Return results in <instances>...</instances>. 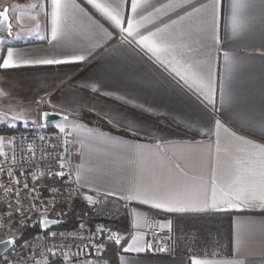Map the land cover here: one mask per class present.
<instances>
[{
  "label": "crops",
  "instance_id": "crops-1",
  "mask_svg": "<svg viewBox=\"0 0 264 264\" xmlns=\"http://www.w3.org/2000/svg\"><path fill=\"white\" fill-rule=\"evenodd\" d=\"M74 2L88 15L78 8L74 9L66 25L77 36L87 35L89 29L96 33L90 42L96 45L91 49L94 55L87 63L40 65L24 61L63 59L68 54L87 55V50L73 51L50 42V0H0V10L10 8L13 28L12 33L0 43V58H7V50L11 48L13 60L19 65L11 69L0 68V114L5 116L0 123L23 128L26 127L23 120L28 121L29 117L38 122L41 120L38 113L42 98L46 101L44 110L62 116L48 123L41 122L46 128H63L67 134L68 155L77 183L86 192L118 198L128 205L130 231L117 255V264H191L193 257L216 264L228 261L264 264V206H261L264 202L256 200L252 206L240 208H230L225 203L211 207L213 171L217 199L222 201L225 199L222 190L230 191L229 184L238 167L236 161L246 159L251 150L239 138L253 144L264 143L261 140L264 130L249 127L247 122L264 107V58L260 55L264 53V47H261L259 37L233 38L226 24L232 0H220L216 8L219 16L218 45L211 39L214 0H193L199 11L185 16L182 21L178 20L173 9L179 11L177 6L183 0H147L143 5L145 24L158 21L165 15L178 20L170 31H183L185 35L177 41L182 47L177 50L176 59L183 64L191 63L193 67L211 66L217 88L214 111L211 106L202 104L171 73L170 67L166 69L155 58L150 59L135 44L119 47L122 36L118 30L113 33L115 38L108 42V37L92 24L93 20L98 21L109 32L112 31L101 14L86 0ZM122 10L125 16L131 14V0H123ZM187 11L192 9L187 8ZM180 15L184 13L180 12ZM202 21H207V25L201 24ZM165 22L168 21L165 19ZM201 27L207 31L198 32ZM189 31L191 35L187 34ZM226 52L230 57H239L243 61L232 72V87L240 97L239 104L235 106L220 103V79L227 74ZM2 63L3 59H0ZM97 80H102L104 84L99 93L92 91V85ZM146 81L152 82V86H142V82ZM108 92L114 94L104 95ZM121 95L135 98L134 103L130 105L117 99ZM140 104H144L145 111H141ZM149 108L150 111H147ZM87 117L92 122L85 120ZM212 117L221 121V127L215 126ZM102 121L122 132L108 130ZM130 122L135 125L133 131L128 130ZM0 138L3 139L2 152L10 135H0ZM133 147L139 154L135 163L130 162L128 155ZM177 164L179 169L175 167ZM137 188L141 193L155 194L161 199L175 194L179 203L172 207L193 210L168 212L155 209L152 204L140 203L145 198L143 195L138 200H127L126 197L134 195ZM151 211L164 216L151 215ZM213 213L232 214L229 254L209 252L201 255L175 251L172 238L167 240L164 253L148 254L151 228L171 229L172 218ZM132 236H136L137 240L133 241ZM132 243L146 248V251L125 252L124 249ZM83 256L85 254L79 257ZM85 258L88 257L81 260Z\"/></svg>",
  "mask_w": 264,
  "mask_h": 264
},
{
  "label": "snow or ice",
  "instance_id": "snow-or-ice-1",
  "mask_svg": "<svg viewBox=\"0 0 264 264\" xmlns=\"http://www.w3.org/2000/svg\"><path fill=\"white\" fill-rule=\"evenodd\" d=\"M86 2L101 14L102 18L105 19V23H108L109 28L112 29V31L109 32L108 28H104L98 21H92V24L100 29L103 36L108 37V42L115 38L113 33L118 30V33L122 36V39L119 42V47L135 44L137 47L141 48L145 54H148L150 59L155 58V60L162 64L166 69L170 67L171 73L174 74L175 77L179 78V80L183 82V84L186 85L198 99L201 100L202 104L211 106V108L215 111V96L217 88L213 79L211 66L208 65L205 67L203 65H197L196 67H193L191 63L183 64L180 60L176 59L177 50L182 47L177 43V41L180 40L185 33L183 31H170L172 26L178 24V20L182 21L185 16H191L192 13L199 11L193 3V0H183V2L177 6L179 11L173 9L178 17V20L165 15L164 18H161L158 21H148V24L143 23L145 17L142 14V11L144 10L143 5L147 3V0H131V14L128 16L123 14V0H110V2L107 3L101 2V0H86ZM219 3L220 0H214L211 18V39L213 43L217 45L220 43V39L217 34L219 16L216 10ZM50 6L51 11L50 14H48L50 15L51 22L50 42H56L57 46L64 49H72L73 51L76 49H80L81 51L87 50V55L68 54L66 58L63 59L45 58L34 61H24V63H34L40 65H75L80 62L87 63L88 60L91 59L92 55H94V52L91 51V49L95 48L96 45L91 44L90 42L93 40L96 33L92 29H89V33L87 35H74L68 29L66 21L70 13L77 8L85 15L88 14L82 7H80V5L76 4L74 0H50ZM33 7H36V5H33ZM161 7H166V5H161ZM201 7H203V5H201ZM187 8H191L192 11H187ZM156 11H159V9H156ZM180 12H183L184 15H180ZM9 13V7L0 10V32L6 31L8 34H11L13 31L11 23L12 17H10ZM88 18L91 20L90 16ZM33 19L35 20L36 17H33ZM165 19L168 22H165ZM207 23V21L201 22V24L204 25H207ZM226 24L230 27L233 38L242 39L259 37L261 47H264V0H232ZM197 31L204 32L207 31V29L201 27L198 28ZM187 34L191 35L192 32L189 31ZM41 39H43V37ZM113 50H115V48ZM188 50L192 51V49ZM13 55V50L9 48L7 50V58H0L3 59V63L0 64V68L11 69L18 67L19 65H17L13 60ZM260 55L264 58V53H260ZM224 56L227 74L222 75L220 79V103L222 105L235 106L239 104L240 97L238 92L232 87V72L234 67L242 64L243 61L239 57H230L227 52ZM168 57H171V59H168ZM142 86H152V82H142ZM102 87H104L102 80H97L92 85V91L99 93ZM113 94L114 93L110 92L104 93L106 96H111ZM117 99L123 100L126 104L131 105L134 103L135 98H126V95H121L117 97ZM139 108L141 111H145L144 104H140ZM147 111H150V108L147 109ZM44 115L47 117L48 114L45 113ZM212 119L214 120L217 128L221 127V121L219 119H215L214 117H212ZM108 122L113 123L112 120H109ZM247 122L249 127H257L264 130V107L261 108L258 115L253 114ZM127 127L129 131H133L135 129V125L131 122ZM61 131H64V129L61 128ZM239 139L244 145L250 146L251 150L248 151L246 159H238L236 161L238 167L229 184L230 191L223 192L222 190V195L225 197L222 201H218L217 199L215 189V170L213 171L211 207H216L218 203H225L230 208H240L242 206L250 207L252 206V202L256 200L264 202V143L253 144L252 141H246L242 137ZM261 140H264V136H261ZM218 143L219 142L217 141V145ZM0 144H2V138H0ZM241 151H245V149H241ZM128 155L131 157L130 162L132 163H135L139 158V154L135 151L134 147L129 149ZM217 163H219V161H217ZM175 167L179 169L180 165L177 164ZM53 175L63 177L64 173H53ZM53 191L56 190L53 189ZM141 195L145 198L141 199L140 203L144 205L152 204L155 209H163L168 212L193 210L184 207L179 209L172 207V205L179 203L175 194H169L166 198L161 199L155 194L141 193L139 188L136 189L134 195L129 194L126 199L138 200ZM86 199L89 202H93L91 196L86 197ZM153 201L158 202L153 203ZM207 206L208 205H206V207ZM261 206H264V204ZM42 223L47 225L49 221L45 219ZM51 223H59V221H51ZM168 223L169 227H171V221ZM102 230L103 229H97V232ZM113 237H115L114 242L119 244L120 239L118 236L113 234ZM132 240L136 241L137 237L132 236ZM0 244L14 246V240H3L0 241ZM88 246L91 247V244ZM147 247L151 248L152 246L149 244ZM124 251L140 253L146 251V248L139 247L135 243H132L128 244ZM133 264H135V262H133ZM191 264H216V262L193 257ZM225 264H242V262L228 261L225 262Z\"/></svg>",
  "mask_w": 264,
  "mask_h": 264
},
{
  "label": "built area",
  "instance_id": "built-area-1",
  "mask_svg": "<svg viewBox=\"0 0 264 264\" xmlns=\"http://www.w3.org/2000/svg\"><path fill=\"white\" fill-rule=\"evenodd\" d=\"M45 107L42 98L39 118ZM68 144L65 131L48 129L39 119L32 127L13 132L0 152V241L14 240V246L0 256V264H44L49 255L71 251L100 255L110 242L115 243L113 234L120 239L119 244L126 240L122 232L99 221L81 222L70 230L54 227L17 240L23 228L39 225L41 218L63 220L79 198L88 203V196L93 202L101 200L102 195L86 192L77 183ZM60 172L63 177L53 175ZM126 234L129 236V232ZM171 238L170 228H151L148 245L152 247L147 248L148 254L164 253Z\"/></svg>",
  "mask_w": 264,
  "mask_h": 264
},
{
  "label": "trees",
  "instance_id": "trees-1",
  "mask_svg": "<svg viewBox=\"0 0 264 264\" xmlns=\"http://www.w3.org/2000/svg\"><path fill=\"white\" fill-rule=\"evenodd\" d=\"M85 120L92 122L88 117ZM102 125L110 131L122 132L104 121H102ZM20 128L21 126L0 125V134L10 135ZM124 133L132 136V134ZM151 215L164 216L155 211H151ZM231 216V213H213L181 215L172 218L173 250L201 255L209 254V252L229 254L231 249ZM63 221L56 228L70 230L81 222L92 224L99 221L109 228L122 232L125 239L128 237L126 233L130 231L128 205L123 200L110 196H102L101 200L91 204H88L83 198L77 199L73 204L71 213L64 217ZM39 231H41L39 225L23 228L17 240L20 241ZM122 245L110 242L102 254H90V256L94 258L95 264H117V255ZM48 264H64V262L59 256H54Z\"/></svg>",
  "mask_w": 264,
  "mask_h": 264
},
{
  "label": "rangeland",
  "instance_id": "rangeland-1",
  "mask_svg": "<svg viewBox=\"0 0 264 264\" xmlns=\"http://www.w3.org/2000/svg\"><path fill=\"white\" fill-rule=\"evenodd\" d=\"M2 117L4 118L5 116L0 114V120ZM34 120H35V118L29 117L28 121L23 120V125H25L26 127H29V126L32 127L35 123ZM0 125H3V124L0 123ZM48 129H51V128H48ZM0 135H6V134H0ZM2 148H3V139H2V144H0V149H2ZM88 204H91V202H89ZM54 256H59V258L64 262V264H79V263H81V264H95V260H94V258H91L90 254H85V256L88 258H85V260L84 259L81 260L85 256L79 257L80 254L78 255L73 251L67 252V253H59V254H55V255H49L48 260L44 264H48V262L51 259H53ZM26 264H28V263H26Z\"/></svg>",
  "mask_w": 264,
  "mask_h": 264
},
{
  "label": "water",
  "instance_id": "water-1",
  "mask_svg": "<svg viewBox=\"0 0 264 264\" xmlns=\"http://www.w3.org/2000/svg\"><path fill=\"white\" fill-rule=\"evenodd\" d=\"M3 10V9H2ZM10 34H8L6 31L5 32H0V43L2 41L3 38L5 37H8ZM45 113H47V117H45ZM62 116L56 114V113H52L50 111H47V110H44L42 113H41V121L43 123H48V122H51V121H54L56 119H59L61 118ZM47 219L49 221V223L47 225H44L42 223L43 220ZM51 221H59V223H51ZM64 221L63 220H55V219H51V218H41L39 220V226H40V229L41 231H47L48 229L50 228H54V227H57L59 225H61ZM12 245H4V244H0V256L6 252L7 250H9L11 248Z\"/></svg>",
  "mask_w": 264,
  "mask_h": 264
}]
</instances>
